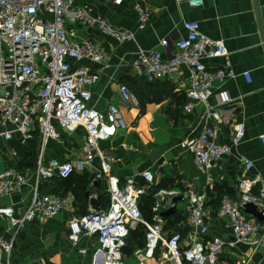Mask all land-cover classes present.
Returning <instances> with one entry per match:
<instances>
[{"label": "built area", "instance_id": "obj_1", "mask_svg": "<svg viewBox=\"0 0 264 264\" xmlns=\"http://www.w3.org/2000/svg\"><path fill=\"white\" fill-rule=\"evenodd\" d=\"M183 1L190 9L204 4V0H176V3ZM134 10L138 29L143 30L150 12L140 4H135ZM68 26L94 29L118 43L134 38L133 33L113 27L105 18L76 5L75 0H0V127L3 129L0 138L10 141L17 135L20 145L25 146L37 135L40 142L31 198L20 215L2 201L27 186L31 176L10 169L0 172V219L8 224L0 237V264H11L14 240L26 224L44 225L72 208V195L58 197L42 193L39 184L55 178L64 180L73 173L85 171L95 180L107 181L109 198L107 209L72 216L67 223L68 240L72 244H77L82 236L94 238L90 264H218L225 246L236 244L248 247L250 252L236 264H250L254 254L264 253V220H256L243 209L252 204L264 218V185L258 175L243 177L235 197L224 194L219 200L217 218L225 222L233 243L206 237V194H198L193 188H189L184 206L189 228L186 237L179 231L167 234L160 219L153 223L143 219L140 203L148 191L156 200V210L161 200L176 194L157 190L149 171L141 173L143 183L133 177L121 182L112 175L117 159L102 151L99 144L110 140L115 126L123 124L117 108H108L109 124H106L104 116L91 106L98 76L81 65L88 62L102 66L105 52L100 43H78L71 39ZM183 31L173 50L169 49V42L163 40L159 44L161 51H139L131 62V69L147 82L172 79L182 68L187 70V103L183 110L191 114L196 104H202L204 126L196 136L180 143V148L192 155L199 171L206 172L242 142L245 126L243 123L233 126L228 145L218 142L222 132L220 108L232 101L223 92L219 94L217 106L208 104V100L215 86H222L236 76L223 40L208 38L195 21L183 22ZM216 59L223 60V65L211 71L206 62ZM242 76L246 82L251 81L249 73ZM118 95L121 105L139 107L137 98L125 85L118 86ZM78 128L84 131L81 154L70 161L44 163L42 153L47 142L60 141V131L72 133ZM260 139L264 141V136ZM240 162L244 170L252 169L249 160ZM139 228L144 231V245L133 252L130 262L123 250L130 233ZM79 253L85 255L87 250Z\"/></svg>", "mask_w": 264, "mask_h": 264}, {"label": "crops", "instance_id": "obj_2", "mask_svg": "<svg viewBox=\"0 0 264 264\" xmlns=\"http://www.w3.org/2000/svg\"><path fill=\"white\" fill-rule=\"evenodd\" d=\"M115 1L75 0V3L89 10L92 15L105 18L113 27L133 33L132 41L118 43L94 29L68 26L71 39L78 43H100L105 52L102 66L88 62L81 65L98 76L92 90L91 106L104 116L106 124H109L108 108H117L123 124L115 126L110 140L99 144L102 151L111 153L117 159L112 167V175L121 182L133 177L143 183L140 175L149 171L157 183V190L175 192L179 199L173 208L168 205L169 197L161 200L158 209L162 211V216L155 209V198L149 199L146 195L140 203L143 219L149 223H153L155 219L162 220L167 234L179 231L186 237L189 228L184 206L189 188H193L198 194L205 193L204 213L208 225L206 237H218L233 243L234 238L225 222L217 218L221 196L227 194L235 197L243 177L258 175L264 185V141L260 139L264 136V0H204L202 7L194 9H190L184 1L177 4L176 0H120L118 4ZM135 4H140L150 12V19L143 30H139L137 26ZM186 21L197 22L201 32L211 40L224 41L231 69L236 76L226 80L222 86H215L208 100V104L217 106L219 94L223 92L232 101V104L220 108L222 132L218 142L228 145L233 126L238 123L245 126L242 142L232 147L228 156L214 163L206 172L199 171L192 155L180 148V143L196 136L204 126L202 104H196L191 114H186L183 110L187 103V70L182 68L172 79L147 82L131 69L135 54L153 49L161 51L159 44L163 40H167L169 49L173 50V46L184 35L183 22ZM206 65L211 71H215L221 68L223 60H211ZM243 73H249L250 82H246ZM140 79L145 84H155L153 89L145 90L136 86L135 82ZM131 80L135 82L132 83ZM120 84L125 85L133 95L137 92L140 98L146 100L144 107L140 103L137 108L121 105L118 95ZM1 132L3 129L0 127ZM60 135V141L47 142L42 153L44 163L49 160L70 161L81 154L84 145V131L81 128L72 133L60 131ZM16 146H20L19 136L14 135L10 141L0 138V172L10 169L31 176L27 186L2 201L20 215L31 198L32 176L39 156L40 142L38 140L34 163L20 157ZM241 159L252 163L250 171L244 170ZM94 168L97 169V165ZM80 177L89 179L84 187L83 201L73 195L75 180H80ZM107 188L105 179L95 180L89 171L73 173L64 180L55 178L41 182L39 190L42 193L58 197L72 195V208L44 225L26 224L14 240L10 263L90 264L94 238L82 236L77 244H72L68 240L67 223L72 216H83L92 210L91 198L97 200L100 210L107 209ZM7 226V221L0 219V237ZM82 249L87 250L85 255L79 253ZM158 253L156 257L159 256ZM249 253V248L244 245H227L218 264H236L248 257ZM132 254L124 256L131 262ZM250 260V264H264V253L258 252Z\"/></svg>", "mask_w": 264, "mask_h": 264}, {"label": "trees", "instance_id": "obj_3", "mask_svg": "<svg viewBox=\"0 0 264 264\" xmlns=\"http://www.w3.org/2000/svg\"><path fill=\"white\" fill-rule=\"evenodd\" d=\"M142 79L137 80L136 82L133 80H131V81H132V83L135 82L136 86H140L141 88H144L145 90H152L154 87L153 85H155V84H151V85L145 84L143 81L144 79L143 80ZM134 95L137 98L138 102L141 104V106L144 107V105L147 101L140 98L138 96L137 92H134ZM16 151L20 157H22L24 159L27 158V159H29L30 163H34L35 158L37 157V152H38V136L34 135V138L31 141L27 142V144L25 146H22V145L16 146ZM88 181H89V179L87 180L86 177H80V180H75L74 184H76V185L74 186L75 188L73 189V192H74L73 195L75 196V198H78L79 201H83L85 199L84 187L86 186ZM76 190H78V191H76ZM146 195L149 196V199L153 198V193L150 191H148L146 193ZM140 211H141V208H140ZM141 231H143V229L139 228L136 231H133L130 233V235L126 241V246L123 250L124 254L126 253L125 250H129L127 255H130L136 249H140L143 247V245H144V231L143 232H141Z\"/></svg>", "mask_w": 264, "mask_h": 264}, {"label": "water", "instance_id": "obj_4", "mask_svg": "<svg viewBox=\"0 0 264 264\" xmlns=\"http://www.w3.org/2000/svg\"><path fill=\"white\" fill-rule=\"evenodd\" d=\"M178 197L177 196H172V197H169L168 199H167V202H168V205L171 207V208H173L174 206V204L178 201ZM90 206H91V208H92V210L93 211H97L99 208H98V203H97V200H95V199H90ZM243 209L247 212V213H249V214H251L256 220H258V221H262V220H264V218H262L261 217V214L259 213V212H257V210H256V208H255V206L254 205H252V204H248V205H245L244 207H243ZM157 212H158V214H159V216H162V214H161V210L160 209H157ZM234 240V239H233Z\"/></svg>", "mask_w": 264, "mask_h": 264}, {"label": "rangeland", "instance_id": "obj_5", "mask_svg": "<svg viewBox=\"0 0 264 264\" xmlns=\"http://www.w3.org/2000/svg\"><path fill=\"white\" fill-rule=\"evenodd\" d=\"M141 232H143V231H141ZM143 234V233H142ZM143 243V242H142ZM126 251V253H125V255H127L128 254V252H129V250H125Z\"/></svg>", "mask_w": 264, "mask_h": 264}]
</instances>
